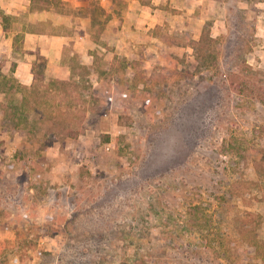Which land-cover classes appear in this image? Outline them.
Returning a JSON list of instances; mask_svg holds the SVG:
<instances>
[{"label":"rangeland","instance_id":"obj_1","mask_svg":"<svg viewBox=\"0 0 264 264\" xmlns=\"http://www.w3.org/2000/svg\"><path fill=\"white\" fill-rule=\"evenodd\" d=\"M154 4L30 86L0 44V264H264V0Z\"/></svg>","mask_w":264,"mask_h":264},{"label":"crops","instance_id":"obj_2","mask_svg":"<svg viewBox=\"0 0 264 264\" xmlns=\"http://www.w3.org/2000/svg\"><path fill=\"white\" fill-rule=\"evenodd\" d=\"M125 1L128 7L120 20L113 12V0H0V11L13 22L11 26L0 20V44L4 50L12 52L18 39L22 41L23 53L16 59L12 73L22 84L30 86L36 55L47 59L49 67L45 71L52 73L58 70L68 48H71V54L87 57L94 54L95 46L104 48V43L93 36L98 19L94 7L109 14L104 32L107 28L110 30L109 39L117 50L126 56L132 55L134 48L130 35L136 32V27L156 22V15L151 13L154 2L160 0H148L150 4L145 0Z\"/></svg>","mask_w":264,"mask_h":264},{"label":"trees","instance_id":"obj_3","mask_svg":"<svg viewBox=\"0 0 264 264\" xmlns=\"http://www.w3.org/2000/svg\"><path fill=\"white\" fill-rule=\"evenodd\" d=\"M0 13H2V14H3V12H0ZM3 17H4V19H5V20H4L5 22H9V20H10V17H9L8 15H5V14H4V16H3ZM201 35H203V31H202V34H201ZM201 35H200V37H201ZM200 37H199V39H198L199 41L201 40V39H200ZM34 74H35V73H34Z\"/></svg>","mask_w":264,"mask_h":264}]
</instances>
